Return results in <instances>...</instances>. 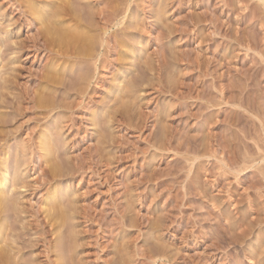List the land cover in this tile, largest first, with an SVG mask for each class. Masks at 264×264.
<instances>
[{"label": "rangeland", "instance_id": "rangeland-1", "mask_svg": "<svg viewBox=\"0 0 264 264\" xmlns=\"http://www.w3.org/2000/svg\"><path fill=\"white\" fill-rule=\"evenodd\" d=\"M131 1V18L135 20L139 18L144 20L145 18L147 30L144 35L135 33V35L137 34L136 36H142L143 45H141L142 43H139L141 46L138 43L136 44V41L135 43L131 42V44L135 45L133 50H131L134 51V48L135 50L137 48V51H141L143 54L133 60L135 65L131 69H129L130 67H125L129 72L128 74L120 72L121 66L117 62L115 63L116 68L111 65L108 70L106 67L100 69L102 76L97 75L94 80L96 81L99 78V83L96 85L99 88L93 84L94 86L90 88L91 91L89 90L85 97H83L84 95L77 97L74 91L62 87L63 89L61 88L55 93V95L57 94V97H54L55 100L59 96L56 102L54 98L52 99L54 102L53 108L40 109L37 108L38 106H34L35 103L32 100L29 99L30 101H27L23 98V106L21 105V110L18 109L16 114L13 110L10 111L11 108L9 107L10 113L7 107L2 108V111L0 110V112L4 111L1 114L8 117L6 119L3 115L5 121L2 118L3 122L1 124H4H2L3 127L0 124L1 133L6 132L3 135L12 133L7 137L9 139L6 146L7 152L11 153L9 156H11L12 160L8 159L4 171L9 168L10 172L14 174V170L17 171L18 169V167L17 169L13 167L14 159L17 160L19 159L17 157H24V155L28 157L30 153L34 152L27 158L29 160L28 166L26 162H23L25 157L20 158L23 162L21 164H24L21 167L22 169L20 168V172H23V177L27 179L22 177L25 182L23 186L27 185L25 186L27 190L25 188L21 189L22 192L19 190L20 187L18 190L15 189V192L22 194L19 196L20 201L18 203L21 209L22 207L23 210L25 208L24 213H22L27 214L25 216L21 213L22 221L18 219L17 223V227L21 228H19L18 233L25 237L20 240L22 245L18 244V246L20 245L19 248L23 247V255L19 254L18 257L24 256V260H22L26 264L30 263L27 261L35 262L34 264H63L64 261L60 255L63 253L68 256L69 252V256L66 257L69 264L75 263V260L79 264H264V186L262 187L264 185L262 176V172L264 174V161L259 158L261 157L260 154H262V157L264 154L261 151L259 152L258 148L260 146L262 147L261 150L264 149V134L260 131L261 126H259L261 123L259 119L264 120V112H260L264 109V105H261V103H264V99H260L264 98V56L262 55L264 54V35H261L264 28L257 24L251 27L250 20L246 19V21L244 19L245 14L250 12V10L245 9L246 5H249L247 0H227L230 2L232 9L223 5L224 0ZM134 1L138 2L135 3ZM0 2H2V4L0 3L1 14L6 15L4 18L7 20L20 18L19 13L9 10V0H0ZM254 3L257 4L258 2L254 1ZM258 5L257 7L260 8V4ZM142 6H144L143 9ZM161 7L165 9L163 8L162 10ZM136 16L137 18H135ZM159 17L161 19H158ZM6 19L1 22V27L3 26L5 30H7L6 26L8 25ZM157 19L158 21L161 20V22H156ZM17 26L10 27L8 30H14ZM258 29L261 30L258 32ZM36 32L37 28L35 29L33 26L30 27L22 23V26L20 25L14 31L13 39H10V41H24L25 43L28 41L27 46H32L29 39ZM227 35L229 36L227 37ZM7 37L8 35H6V39H8ZM249 38L257 48L253 46L254 48L248 51L246 46L248 44L247 41L250 40ZM240 39L242 42L238 43L237 41ZM243 40L246 42L244 43ZM4 41H6L5 38ZM5 43H9V41ZM162 46L165 50H163ZM125 50H119L118 54L116 52L117 55L114 52L113 55L118 57L119 53ZM132 51L125 52L131 54ZM17 53L19 54L15 53L17 58L14 56L12 60V56H7L6 59L4 58L3 64L0 63V68L1 65L3 67L0 69H3L2 71H4V66L6 65L4 63L5 60L6 63L8 61L13 63L6 70L15 67L21 71V74L20 71L19 74L22 77L18 80V89L15 92L21 94L25 90L24 93H26V88H29L27 89L28 92L33 91L35 93L36 89H41L42 86L44 88V84L35 80L37 79L35 76L41 69H44V64L46 67L44 53L39 52L31 57L25 51L20 53L18 51ZM164 54H168L167 56L170 58L168 59ZM117 57L113 58L117 59ZM113 58L111 60H114ZM144 58H147V60ZM160 60L162 62V72H157ZM67 62H65V66H68L67 69L72 64L74 68L76 67L72 71L84 67V65L80 64V66L75 61V64L72 63L71 59ZM224 63L226 64L225 66ZM126 64H128V60ZM168 65L171 66L169 67ZM120 73L123 76H120ZM130 75L131 77L128 78ZM122 77H124V84L126 83L125 87H128V82H130L129 85L132 82L136 86L135 96L133 95L132 99L125 97V92L124 94L122 93V97L126 98L122 99L124 102L121 99L119 101V95L117 96L114 93L116 91L115 87L119 85ZM141 78L145 79L142 80ZM222 83H225V88ZM20 85L26 86L20 87ZM45 87L47 89L46 85ZM125 89L123 91H126ZM248 89L250 91L254 89L252 90L253 94L251 92L252 95ZM58 93L61 95H58ZM203 93L204 96H202ZM246 93L250 94L246 95L247 98L245 96ZM12 97L14 96L12 95ZM71 98L75 101L72 102ZM224 98H227L225 100L229 101V104H225ZM62 99H65V103L64 101L62 102ZM127 99L133 101H128ZM76 100L78 101L77 105L75 103ZM119 102L120 105L118 104ZM67 103H70L68 107ZM234 103L247 104V106L238 107ZM61 104H66V107L60 108L59 111L57 108ZM123 104L130 105L128 107L130 109L126 110L127 112L125 111L126 106L122 107ZM115 105L118 106L116 107ZM259 105L261 106L259 107ZM28 108L30 109L29 111L27 110ZM73 108L74 110H72ZM248 108H251L252 111ZM63 109L65 113H62L64 112ZM68 112L69 114H67ZM20 115L23 116L21 117ZM36 117H39L40 120ZM257 117L259 118L258 121ZM159 119L163 121L161 122ZM58 125L60 128L57 127ZM163 131L164 133H162ZM41 132L48 133L49 138L42 142L43 144L41 143L39 147L46 144L47 141L48 143L50 142L49 144L54 147V153L53 150L50 151L53 155L49 152L51 158L47 157L44 159V151L38 148L37 138L42 134ZM60 133L64 140L60 139ZM57 134L60 137L56 138L57 136L55 135ZM253 134H255L256 138ZM226 135L227 137H225ZM11 136H14V139ZM102 136L106 139L104 138L103 140ZM16 138L20 140V143L16 141ZM21 139L24 143H29L31 147L33 146L31 152L28 151L26 154L24 151H22L24 153L21 152V149L25 146L23 145L24 143H21ZM223 141L231 144L233 150L237 147L235 155L237 153L239 155L237 154L235 159L236 161L239 159L236 165L229 163L230 167L228 165L226 168L223 165L224 163L227 165V161L222 162L226 160L227 156L225 157V155L221 154V146L218 143ZM246 146H249L248 149L250 151L245 148ZM18 148H21V154L17 153L19 152ZM212 149L217 151L216 155L218 154V156L215 158L212 157L214 153ZM245 152H250L249 154L251 155L254 154L255 158L258 157L257 163L255 162L253 166L251 165V168L236 176V170H233L235 169L233 165L237 167L239 164L242 166L241 168L250 166L248 163L247 166L244 163L241 164L244 162L242 159L245 158ZM40 156L42 157L40 158L41 163L38 162V157ZM57 156L60 158H57ZM0 158H2L1 154ZM53 159L54 161L60 159V161L51 162ZM53 165L57 169L55 173L60 171L58 172L59 174H55V176L60 175L56 176V178L54 177L55 181L52 178L54 175L51 176L52 170H54ZM58 177L60 178L58 179ZM47 178H51L54 181L53 184L51 182L52 186L51 184H49V187L48 185L42 186L44 181H51V179L48 180ZM42 179L43 181H41ZM58 191H64L60 192V194L67 193V195L65 194V199L64 197L61 198L64 201L61 199L57 201L58 204H60L59 202L63 203L61 206L67 207L68 204H65L66 202L77 200L76 204L74 202L76 206H74L73 215H71L72 212L69 213L70 216L67 213V216L70 217L69 220H72L70 221L71 224L68 222L69 224L66 225H70L72 228L65 226L67 229H62L63 231H60L61 235L59 230H56L57 227L55 225H53L56 227L55 231L52 225H48V219H45V211L42 212L45 208L44 206L48 207L47 205L54 203H51L49 198L58 195ZM66 196L69 198H66ZM23 199H25L27 204L24 203ZM49 201L50 203L48 204ZM70 204L68 205L70 207L67 208L72 210L73 207ZM221 213L223 214L221 215ZM31 216L35 217V219ZM15 217L14 215L11 216L9 224L13 221L16 222V219L14 220ZM28 218L32 220H28ZM37 219H39L38 222L40 224L37 223ZM19 222L21 225L24 223L23 226L27 227V229H22ZM242 222L244 223L242 224ZM26 223H32L33 226L37 225L40 228L35 229ZM35 223L37 224L35 225ZM15 224L12 227L17 228ZM44 228L47 230H45L46 232ZM71 229L74 230L72 234ZM39 231L40 234L37 233ZM56 231L59 234L53 233ZM64 231L67 234H64ZM46 233L49 234L47 235ZM57 235L63 237V240L60 237L57 238ZM70 236H73L72 239ZM69 240L72 241V244ZM43 242L47 243L44 244ZM33 244L35 249L32 248ZM74 246L77 247L76 250ZM24 247L28 249L26 250ZM68 247L74 248L73 251L76 252L74 254L78 255L79 253L78 256H74L75 260L72 259L73 262L71 261V253L73 254V251ZM63 250L65 253L61 252ZM253 251L254 253H250Z\"/></svg>", "mask_w": 264, "mask_h": 264}, {"label": "bare ground", "instance_id": "bare-ground-1", "mask_svg": "<svg viewBox=\"0 0 264 264\" xmlns=\"http://www.w3.org/2000/svg\"><path fill=\"white\" fill-rule=\"evenodd\" d=\"M8 1V0H7ZM144 1V0H143ZM243 1V0H242ZM254 1L256 2H258L257 4L256 3H254ZM3 2V1H2ZM2 2H0L1 4H2ZM135 2V1H134ZM138 2V1H137ZM137 2H135V3H137ZM164 2V1H163ZM222 2V1H221ZM245 2V1H244ZM247 2L249 3V5L247 6L246 5V10H250V12L249 13H247V14H245V16H244V19L246 20V19H249L250 20V23H251V27H252V25H259V26H261V27H263L264 28V0H247ZM252 2V3H251ZM4 3V2H3ZM8 3H10V7H9V10L10 11H13L14 13L15 12H17V14L20 16V18H14V19H6V18H4V17H6V15H3V14H1V10H0V63H2L3 64V61H4V58L6 59L7 58V56H12L13 58H12V60L14 59V56H15V53L16 54H18L17 52L19 51V53L20 52H26L27 54H28V56L30 55V57L31 56H34V54L35 55H37L39 52H43L44 53V58H45V60H46V67H45V64H44V69H41L40 70V72L35 76V78L37 77V79H35L37 82H40L41 84H44V88H43V86H42V88L40 89L39 87H37V88H39V89H36V92L34 93L33 91H31V92H28L27 91V89H29V88H26V93H24L25 92V90H24V92L23 93H21V94H18L17 92H15L18 88H17V86H18V80L20 79V77H22L20 74H21V71L19 70V68H9V69H7L6 70V68H8L9 66H11V64H13L12 63V61H8L7 63H6V60H5V66H4V71H2V70H0V110L2 109V108H5V107H7V110H8V112H9V109H8V107L9 108H11L10 109V111L11 110H13L14 112H15V114H16V112H17V110L18 109H20V107H21V105L23 106V104H22V100H23V98H25V100H32L35 104H34V106L35 107H37V108H40V109H50V108H53V106H54V102H53V98L57 95H55V93H56V91H59V89H61L62 87L63 88H66L67 90H72V91H74L76 94H77V97H80V96H82V95H84L83 97H85V95H87V93L89 92V90H90V88L91 87H93L94 85L93 84H95V86L99 83V78H97V80L96 81H94L95 80V78H96V76L97 75H101L102 76V72L100 73V69H104L105 67L107 68V70L110 68V66L112 65V66H115L116 64L115 63H117V64H119V66H121V68H120V72H122V74H128L129 72L125 69V67H130L129 69H131L134 65H135V63H133V60H135L136 59V57H138L140 54H143L141 51H137V48H136V50H135V48H134V51H132L133 50V47L135 46V45H133V44H131V42H134L135 43V41H136V44L138 43H142L141 45H143V40H141V37L142 36H139V35H144V33H145V31L147 30V23H146V20H145V18H144V20L143 19H141V18H139V19H137V20H135L134 18L132 19L131 18V4H132V1L131 0H9V2ZM160 3V2H159ZM240 3V2H239ZM242 3V2H241ZM254 3V4H253ZM164 4V3H163ZM234 4V3H233ZM246 4V3H245ZM258 4H260V8H258L257 6H259ZM167 5V4H166ZM226 8L228 7L229 9H232L231 8V4H230V2L229 1H227L226 0V2H225V0H224V4H223ZM3 6V5H2ZM1 6V7H2ZM7 6V5H6ZM137 6V5H136ZM234 6V5H233ZM262 6V7H261ZM143 7L144 6H142V9H143ZM160 7V6H159ZM165 7V6H164ZM163 7V8H164ZM163 8L161 7V9L163 10ZM4 9H6V8H4ZM137 9V8H136ZM139 9V8H138ZM160 9V8H159ZM158 9V10H159ZM165 9V8H164ZM2 10H3V8H2ZM140 10V9H139ZM245 10V11H246ZM6 11V10H5ZM160 11V10H159ZM230 11H232V10H230ZM3 12H4V10H3ZM12 12V13H13ZM158 12V11H157ZM7 13V12H6ZM5 13V14H6ZM11 13V14H12ZM139 13V12H138ZM131 15V16H130ZM148 15V14H147ZM157 15V14H156ZM9 16V15H8ZM159 16V15H158ZM158 16H156V17H158ZM140 17V16H139ZM155 17V16H154ZM11 18V17H10ZM135 18H137V16L135 17ZM7 20L8 21V25L7 24H5V25H7L6 27H7V30H5L4 28H3V26L1 27V22H3L4 20ZM158 19H161L160 17L158 18ZM158 19H157V21L156 22H161V20L160 21H158ZM247 21V20H246ZM148 22V21H147ZM163 22V21H162ZM5 23V22H4ZM22 23L25 25H28V26H30V27H35V29L37 28V32H36V34H34V36L33 37H31L29 40V42H31V45L32 46H27V42L25 43L24 41L23 42H11L10 41V39L12 40L13 39V34H14V31L17 29V28H19L20 27V25L22 26ZM249 23V24H250ZM213 24V23H212ZM16 25H18L17 26V28L16 29H14V30H8L10 27H13V26H16ZM160 25V24H159ZM254 25V26H255ZM163 26V25H162ZM214 26H215V24H214ZM5 27V28H6ZM155 27V26H154ZM216 27V26H215ZM160 28V27H159ZM158 28V29H159ZM162 28V27H161ZM255 28V27H254ZM262 28V29H263ZM163 29V28H162ZM165 29V28H164ZM252 29V28H251ZM20 30V29H19ZM151 30V29H150ZM161 30V29H160ZM253 30V29H252ZM259 30H261V29H258V32H259ZM155 31V30H154ZM21 32V31H20ZM19 32V33H20ZM163 32H164V30H163ZM224 32V31H223ZM261 32V31H260ZM135 33H138L139 35L138 36H136L135 35ZM160 33H159V31H158V35H159ZM164 34V33H163ZM223 34V33H222ZM228 34V33H227ZM264 35V31H262V33H261V35ZM6 35H8V39H6ZM15 35H16V33H15ZM166 35V34H165ZM165 35H163V36H165ZM223 35H225V34H223ZM19 36V35H18ZM30 36V35H29ZM157 36V35H156ZM229 35H227V37H228ZM250 36V35H249ZM137 37V38H136ZM222 37V36H221ZM224 37H226V36H224ZM4 38H5V40L6 41H4ZM18 38V37H17ZM21 38V37H20ZM29 38V37H28ZM160 38V37H159ZM251 38V37H250ZM249 38V39H250ZM263 38H264V36H263ZM161 39V38H160ZM159 39V40H160ZM226 40H227V38H225ZM239 39V38H238ZM237 39V40H238ZM245 39V38H244ZM9 41V43H5V42H8ZM20 40V39H19ZM22 40V39H21ZM236 40V39H235ZM17 41V40H16ZM145 41V40H144ZM254 41V40H253ZM146 42V41H145ZM238 43L239 42H242V40L240 39L239 41H237ZM243 42L245 43L246 41L245 40H243ZM255 42V41H254ZM258 42H260V41H258ZM148 43V42H147ZM226 43V42H225ZM248 43V44H247ZM247 46L246 47H248V51H249V49L251 50V48H254V47H256V45H254L253 44V42L251 41V39L249 40V41H247ZM257 43V42H256ZM145 44V43H144ZM245 44V45H246ZM260 44V43H259ZM29 45H30V43H29ZM140 45V44H139ZM140 45V46H141ZM241 45H243V44H241ZM161 46V45H160ZM254 46V47H253ZM261 46V45H260ZM144 47H147V46H144ZM163 47V46H162ZM245 47V48H246ZM264 47V46H263ZM262 47V48H263ZM4 48V49H3ZM141 48V47H140ZM161 48V47H160ZM164 48V47H163ZM163 48H161V49H163ZM257 48V47H256ZM255 48V49H256ZM124 50V49H126L125 51H132L131 52V54H129L128 52H125V51H123V52H120L119 53V55H118V57L116 56L117 54H118V51L119 50ZM132 49V50H131ZM247 49V48H246ZM255 49H254V51H255ZM163 50H165V48L163 49ZM253 50V49H252ZM143 51V50H142ZM162 51V50H161ZM160 51V52H161ZM226 51V50H225ZM225 51H224V53H225ZM260 51H262V50H260ZM115 52V53H114ZM116 52H117V54H116ZM159 52V53H160ZM163 52H165V51H163ZM163 52H162V54H163ZM264 52V51H263ZM262 52V53H263ZM113 53L114 54H116V55H113ZM156 54V53H155ZM161 54V53H160ZM259 54V53H258ZM19 55V54H18ZM164 55H166V54H164ZM163 55V56H164ZM168 55V54H167ZM166 55V56H167ZM224 55V54H223ZM225 55H227V54H225ZM263 56H264V54H262ZM27 56V57H28ZM142 56V55H141ZM140 56V57H141ZM165 56V57H166ZM172 56H173V54H172ZM222 56V55H221ZM262 56V57H263ZM16 57V56H15ZM113 57H117V59H114ZM143 57V56H142ZM174 57V56H173ZM172 57V58H173ZM17 58V57H16ZM111 58H113L114 60H111ZM164 58V57H163ZM167 58H168V56H167ZM170 58V57H169ZM168 58V59H169ZM223 58V57H222ZM226 58V57H225ZM228 58V57H227ZM22 59V58H21ZM20 59V60H21ZM71 59V62H72V60H73V62L72 63H74V61L76 62V63H78L79 65L80 64H82V65H84V67L83 68H81V69H77L76 71L74 70V71H72V69H75L71 64V68L69 67L68 69H67V67L68 66H65V62H67V61H69ZM145 59V58H144ZM161 59V58H160ZM167 59V60H168ZM175 59V58H174ZM173 59V60H174ZM8 60H10V59H8ZM116 60V61H115ZM127 60H128V64H126L125 65V63L127 62ZM145 60H147V58L145 59ZM151 60V59H150ZM157 60V59H156ZM16 61V60H15ZM164 61H165V59L163 60V63H164ZM225 61V60H224ZM21 62H23V61H21ZM49 62V63H48ZM62 62V63H61ZM143 62V61H142ZM145 62V61H144ZM143 62V63H144ZM48 63V64H47ZM68 63V62H67ZM66 63V64H67ZM146 63V62H145ZM154 63V62H153ZM153 63H151V64H153ZM172 63V62H171ZM176 63V62H175ZM209 63V62H208ZM227 63V62H226ZM18 64V63H17ZM75 64V63H74ZM106 64V65H105ZM151 64H150V66H151ZM156 64V63H155ZM165 64H166V62H165ZM169 64V63H168ZM128 65V66H127ZM130 65V66H129ZM145 65V64H144ZM143 65V66H144ZM175 65V64H174ZM210 65V64H209ZM222 66H223V64H221ZM226 64L224 63V66H225ZM13 66V65H12ZM14 66H16L15 64H14ZM81 66V65H80ZM119 66H117V67H119ZM158 66V65H157ZM156 66V67H157ZM163 66H164V64H163ZM169 67L171 66V65H168ZM173 66V65H172ZM24 67V66H23ZM22 67V68H23ZM27 67V66H26ZM78 67V66H77ZM124 67V68H123ZM147 67V66H146ZM155 67V68H156ZM1 68H3L2 67V65H1ZM0 68V69H1ZM50 68V69H49ZM115 68H116V66H115ZM145 68V67H144ZM147 68H149V67H147ZM151 68V67H150ZM168 68V67H167ZM176 68V67H175ZM263 68V67H262ZM21 69V68H20ZM29 69H30V67H29ZM71 69V70H70ZM124 69V70H123ZM157 69H159V70H157V72L159 71V72H162V62H161V60H160V64H159V66L157 67ZM261 69V68H260ZM6 70V71H5ZM26 70V69H25ZM24 70V71H25ZM28 70V69H27ZM38 70V69H37ZM36 70V71H37ZM106 70V69H105ZM117 70H118V68H117ZM146 70V69H145ZM150 70V69H149ZM153 70V69H152ZM156 70V69H155ZM154 70V71H155ZM161 70V71H160ZM168 70V69H167ZM169 70H170V68H169ZM172 70V69H171ZM2 71V72H1ZM19 71H20V74H19ZM23 71V70H22ZM35 71V70H34ZM116 71V70H115ZM124 71H126V72H124ZM129 71H131V70H129ZM148 71V70H147ZM174 72H175V70H173ZM172 71V72H173ZM4 72V73H3ZM32 72H33V70H32ZM117 72V71H116ZM118 72H119V70H118ZM146 72V71H145ZM156 72V71H155ZM164 72V71H163ZM263 72H264V69H263ZM3 73V74H2ZM24 73V72H23ZM29 73H31V72H29ZM104 73V72H103ZM148 73V72H147ZM32 74V73H31ZM146 74V73H145ZM145 74H144V76H145ZM158 74V73H157ZM20 75V76H19ZM24 75H26V74H24ZM28 75V74H27ZM33 75H34V73H33ZM119 75V74H118ZM141 75V74H140ZM221 75H223V74H221ZM28 76H30V75H28ZM120 76H123V75H121V73H120ZM125 76V75H124ZM128 76V75H127ZM157 76V75H156ZM99 77V76H98ZM131 77V75L128 77V78H130ZM140 77V76H139ZM23 78H24V76H23ZM31 78H32V76H31ZM126 78V77H125ZM222 78V77H221ZM30 79V78H29ZM101 79V78H100ZM123 79H124V77H122L121 78V81L119 82V85L118 86H116L115 88H116V91L114 92V93H116L115 95H119V101H120V99L122 100L123 98H125V97H129V98H133V95L135 96V92H136V86H135V84H132V82H131V84L129 85V83L130 82H128V87H125V85H126V83L124 84V82H123ZM140 79V78H139ZM142 80H144L143 78H141ZM27 80V79H26ZM104 80V79H103ZM127 80V79H126ZM136 80H137V78H136ZM225 80V79H224ZM243 80H245V79H243ZM247 80H249V79H247ZM23 81V80H22ZM93 81H94V83H93ZM119 81V80H118ZM129 81V80H128ZM147 81V80H146ZM149 81H151V80H149ZM29 82V81H28ZM27 82V83H28ZM126 82V81H125ZM133 82L135 83V81H134V79H133ZM139 82V81H138ZM142 82V81H141ZM158 82H161V81H158ZM25 83V82H24ZM39 83V84H40ZM137 83V82H136ZM246 83V82H245ZM245 83H244V85H245ZM23 84V83H22ZM40 84V85H41ZM159 84H161V83H159ZM173 84V83H172ZM225 84V83H224ZM223 83H222V85H224ZM36 85V84H35ZM45 85L47 86V89H46V87H45ZM158 85V84H157ZM162 85V84H161ZM164 85V84H163ZM221 85V86H222ZM257 85V84H256ZM22 85H20V87H21ZM26 86V85H25ZM25 86H22V87H25ZM28 86H29V84H28ZM140 86V85H139ZM138 86V87H139ZM186 86V85H185ZM225 86L226 85H224V88H225ZM249 86V85H248ZM253 86V85H252ZM252 86H251V88H252ZM96 87H98V86H96ZM166 87V86H165ZM167 87H169V86H167ZM171 87H172V85H171ZM191 87V86H190ZM36 88V87H35ZM62 88V89H63ZM99 88V87H98ZM120 88H121V90H120ZM125 88H127V89H125ZM159 88H160V86H159ZM248 88V87H247ZM23 89V88H22ZM93 89V88H92ZM95 89V88H94ZM97 89V88H96ZM126 90V91H123V90ZM162 89V88H161ZM186 89V88H185ZM204 89V88H203ZM242 89V88H241ZM240 89V90H241ZM187 90V89H186ZM198 90V89H197ZM220 90V89H219ZM222 90V89H221ZM220 90V91H221ZM225 90V89H224ZM227 90V89H226ZM244 90H245V88H244ZM252 90H254V89H252ZM250 91L249 89H248V91H250V94H251V92H252V94H253V91ZM35 91V90H34ZM71 91V92H72ZM91 91V90H90ZM93 91V90H92ZM158 91V90H157ZM209 91V90H208ZM223 91V90H222ZM247 91V92H248ZM17 93V94H15V93ZM95 92V91H94ZM93 92V93H94ZM110 92V91H109ZM124 92H125V94H124ZM128 93V96H127V93ZM184 92V91H183ZM186 92V91H185ZM202 92V91H201ZM203 92H204V90H203ZM228 92H229V90H228ZM243 92V91H242ZM241 92V93H242ZM246 92V91H245ZM67 93V92H66ZM96 93V92H95ZM98 93V92H97ZM124 94V96L125 97H122V95ZM188 93V92H187ZM190 93V92H189ZM193 93V92H192ZM235 93V92H234ZM240 93V92H239ZM64 94V93H63ZM62 94V95H63ZM69 94V93H68ZM76 94H74L75 96H76ZM111 94V93H110ZM202 94V93H201ZM206 94V93H205ZM209 94V93H208ZM224 94V93H223ZM226 94V93H225ZM231 94V93H230ZM244 94V93H243ZM247 94H249V93H246L245 94V96L247 95ZM249 94V95H250ZM251 94V95H252ZM12 95L14 96V97H12ZM58 95H61V94H59L58 93ZM112 95H113V93H112ZM114 95V96H115ZM178 95H180V94H178ZM182 95V94H181ZM194 95V94H193ZM229 95V94H228ZM248 95V96H249ZM53 96V97H52ZM64 96H65V94H64ZM67 96V95H66ZM70 96V95H69ZM192 96V95H191ZM196 96V95H195ZM198 96V95H197ZM202 96H204V93H203V95ZM225 96V95H224ZM223 96V97H224ZM232 96V95H231ZM11 97V98H10ZM57 97V96H56ZM112 97V96H111ZM140 97V96H139ZM181 97V96H180ZM193 97V96H192ZM191 97V98H192ZM233 97H235V96H233ZM243 97V96H242ZM263 97V96H262ZM51 98V99H50ZM58 98H59V96H58ZM58 98H56V100L58 99ZM66 98H69V97H66ZM196 98V97H195ZM199 98V97H198ZM206 98H207V96H206ZM211 98H213V97H211ZM230 98V97H229ZM237 98H238V94H237ZM246 98H247V96H246ZM251 98V97H250ZM79 99V98H78ZM85 99V98H84ZM126 99V98H125ZM131 99H127L128 101L129 100H131ZM213 99H215V98H213ZM219 99V98H218ZM221 99V98H220ZM225 99H227V98H224V100ZM235 99V98H234ZM260 99H264V98H260ZM259 99V100H260ZM29 100V101H30ZM54 100H55V98H54ZM56 100H55V102H56ZM60 100V99H59ZM65 100V99H64ZM63 99H62V102L64 101ZM69 100V99H68ZM71 100H72V98H71ZM136 100V99H135ZM211 100V99H210ZM239 100V99H238ZM250 100V99H249ZM10 101V102H9ZM73 101H75V100H72V102ZM123 101V100H122ZM121 101V102H122ZM131 101H133V100H131ZM221 101V100H220ZM226 101V100H225ZM224 101V102H225ZM264 101V100H263ZM262 101V102H263ZM26 102V101H25ZM32 102V103H33ZM61 102V103H62ZM67 102H69V101H67ZM77 100H76V105H77ZM118 102V101H117ZM116 102V103H117ZM124 102V101H123ZM233 102V101H232ZM242 102V101H241ZM246 102V101H245ZM244 102V103H245ZM64 103H65V101H64ZM70 103H71V101H70ZM70 103H67L68 105H67V107L70 105ZM115 103V104H116ZM131 103V102H130ZM129 103V104H130ZM133 103V102H132ZM209 103V102H208ZM261 103V102H260ZM58 104H60V103H58ZM119 105H120V102L118 103ZM128 104V105H129ZM207 104V103H206ZM213 104V103H212ZM219 104V103H218ZM225 104H229V101L227 102H225ZM235 104V103H234ZM249 104V103H248ZM264 105V103H261V105ZM81 105V104H80ZM235 105H237L238 107H242L243 105H246L247 106V104H240V103H236ZM261 105H259V107L261 106ZM78 106H79V104H78ZM116 106V105H115ZM118 106V105H117ZM116 106V107H117ZM123 106H126V109H125V111L126 110H128V109H130V108H128L129 106H127V105H122V107ZM136 106V105H135ZM208 106V105H207ZM210 106V105H209ZM213 106H214V104H213ZM216 106V105H215ZM256 106H257V104H256ZM66 107V104L64 105V104H61V105H58V108L57 109H59V111H60V108H65ZM74 107V106H73ZM115 107V108H116ZM211 107V106H210ZM250 107V106H249ZM31 108V107H30ZM56 108V107H55ZM72 108V107H71ZM109 108V107H108ZM120 108V107H119ZM124 108V107H123ZM205 108V107H204ZM208 108V107H207ZM206 108V109H207ZM244 108H246V107H244ZM40 109H38V110H40ZM56 109V110H57ZM67 109V108H66ZM206 109H204V110H206ZM210 109V108H209ZM209 109H208V111H209ZM247 109V108H246ZM249 109V108H248ZM21 110V109H20ZM28 111L30 110L29 108L27 109ZM64 110V109H63ZM63 110H61V111H63ZM68 110V109H67ZM72 110H74V108L72 109ZM249 110H251V108L249 109ZM248 110V111H249ZM260 110V109H259ZM262 110V109H261ZM2 111V110H1ZM33 111H34V109H33ZM33 111H32V113H33ZM37 111V110H36ZM51 111V110H50ZM53 111H55L54 109H53ZM116 111V110H115ZM131 111V110H130ZM252 111V110H251ZM4 112V111H3ZM3 112H0V124H1V122H3V121H5V115L4 114H1V113H3ZM5 112H6V110H5ZM23 112V111H22ZM24 112H26V111H24ZM71 112V111H70ZM122 112V111H121ZM127 112V111H126ZM255 112V111H254ZM260 112H264V109L262 110V111H260ZM7 113V112H6ZM10 113V112H9ZM44 113V112H43ZM46 113V112H45ZM49 113V112H48ZM51 113H52V111H51ZM62 113H65V110H64V112H62ZM115 113V112H114ZM124 113V112H123ZM20 114V113H19ZM23 114V113H22ZM39 114V113H38ZM61 114V113H60ZM60 114H59V116H60ZM67 114H69V112L67 113ZM94 114H96V113H94ZM94 114H93V116H94ZM112 114V113H111ZM116 114H117V112H116ZM235 114H236V112H235ZM239 114V113H238ZM237 114V115H238ZM5 117H4V116ZM37 115V114H36ZM40 115V114H39ZM38 115V116H39ZM61 115H63V114H61ZM66 115V114H65ZM114 115V114H113ZM118 115H119V113H118ZM258 115H260V114H258ZM263 115V114H262ZM7 116H9V115H7ZM16 116V115H15ZM21 116V115H20ZM23 116V115H22ZM21 116V117H22ZM45 116H47V115H45ZM44 116V117H45ZM110 116H112V115H110ZM110 116H109V118H110ZM4 117V118H3ZM66 117V116H65ZM260 117H261V115H260ZM2 118H3V121H2ZM8 117H6V119H7ZM36 118H38L39 119V117H36ZM40 118H42V117H40ZM60 118V117H59ZM68 118V117H67ZM94 118V117H93ZM116 118V117H115ZM160 118H162V117H160ZM264 118V117H263ZM13 119V118H12ZM11 119V120H12ZM37 119V120H38ZM105 119H107V118H105ZM117 119V118H116ZM258 117H257V121H258ZM8 120H10V119H8ZM36 120V121H37ZM40 120V119H39ZM64 119H63V117H62V121H63ZM68 120V119H67ZM108 120V119H107ZM259 120H261V123H260V125L259 126H261V130L260 131H262V133L264 134V120L263 119H259ZM13 121V120H12ZM101 121V120H100ZM103 121V120H102ZM109 121H111V119H109ZM115 121H117V120H115ZM159 121H161V119H159ZM163 121V120H162ZM161 121V122H162ZM233 121V120H232ZM256 121V120H255ZM58 122V121H57ZM56 122V123H57ZM60 122V121H59ZM67 122V121H66ZM160 122V123H161ZM100 123V122H99ZM108 123V122H107ZM208 123V122H207ZM257 123V122H256ZM255 123V124H256ZM2 124H4V123H2ZM2 124H1V126H2ZM9 124V123H8ZM7 124V125H8ZM14 124V123H13ZM63 124V123H62ZM96 124V123H95ZM106 124V123H105ZM254 124V125H255ZM56 125V124H55ZM60 125V124H59ZM59 125L57 126V127H59ZM64 125V124H63ZM5 126V125H4ZM205 126H207V125H205ZM208 126H209V124H208ZM233 126V125H232ZM258 126V127H259ZM3 127V126H2ZM7 127V126H6ZM6 127H5V129H6ZM20 127V126H19ZM18 127V128H19ZM61 127H62V125H61ZM10 128V127H9ZM8 128V129H9ZM15 128V127H14ZM60 128V127H59ZM58 128V129H59ZM64 128H65V126H64ZM4 129V128H3ZM20 129V128H19ZM57 129V128H56ZM66 129V128H65ZM258 129V128H257ZM256 129V130H257ZM17 130V129H16ZM46 130V129H45ZM64 130V129H63ZM242 130V129H241ZM14 132H15V130H13ZM2 132H3V130H2ZM11 132V131H10ZM9 132V133H10ZM21 132V131H20ZM46 132V131H45ZM59 132H61V131H59ZM259 132V131H258ZM258 132H256V133H258ZM0 133H1V131H0ZM4 134L6 133V132H3ZM3 133H1L0 134V154H1V157L2 158H0V264H26L23 260H24V256L22 257V256H19L18 257V255L19 254H22V251H23V247L22 248H19L20 247V245L18 246V244L20 243V240H21V238L22 237H24L23 235H20L21 233H18L19 231V228L17 227V223H18V219H20L21 220V217H20V214L23 212L24 213V211H25V208H24V210H23V207H22V209L20 208V206H19V196H21L22 194L21 193H17V191L15 192V189L16 190H18V188L20 187V189L19 190H23L24 188H25V186H27V185H25V186H23V183H25L23 180H22V177L24 176L23 175V172H20V168L21 167H23L22 165H24V164H21V163H23V162H26V165H27V163H29L28 161V159L27 158H29L30 157V155L32 154V153H34V152H32V153H30V155L27 157V155H26V157H25V155H24V157H25V161L23 160V162H22V158H24V157H17V158H19V159H14L15 160V162H13L14 163V165H13V167L14 168H16L17 169V167H18V169H17V171H15L14 170V174H12L11 172H10V169L9 168H7L5 171H4V169H5V167H6V164H7V162H8V159L9 160H12L11 159V156H9L11 153H9V152H7L8 150H7V144H8V139H7V137L8 136H10L9 134H7V135H3ZM8 133V132H7ZM15 133H17V132H15ZM33 133V132H32ZM42 134H40V136L37 138L38 139V148H39V150H42V151H44V159H46L47 157H50L49 156V152L50 151H52L53 150V148L54 147H52L49 143H48V141H47V143L46 144H44L43 146H41V147H39L40 146V144L42 143V142H44L46 139H48L49 138V134L48 133H44V132H41ZM58 133V132H57ZM162 133H164V131L162 132ZM261 133V134H262ZM18 134V133H17ZM65 134V133H64ZM244 134H246V133H244ZM259 134V133H258ZM53 135V134H52ZM59 134H57V135H55V136H57L56 138H58V137H60V136H58ZM60 135H61V133H60ZM166 135V134H165ZM255 134H253V136H254ZM50 136H51V134H50ZM172 136V135H171ZM223 136V135H222ZM258 136V135H257ZM261 136V135H260ZM12 137V136H11ZM14 137V136H13ZM12 137V138H13ZM18 137V136H17ZM31 137V136H30ZM63 136L61 135V137H60V139L62 140L63 138H62ZM103 137V136H102ZM225 137H227V135L225 136ZM246 137V136H245ZM250 137V136H249ZM248 137V138H249ZM255 137V136H254ZM12 138H10V139H12ZM104 138L105 137H103V140H104ZM173 138V137H172ZM217 138V137H216ZM256 138V137H255ZM264 138V137H263ZM14 139V138H13ZM20 139V138H19ZM54 139V138H53ZM106 139V138H105ZM221 139H222V137H221ZM224 139V138H223ZM229 139V138H228ZM28 140L30 141V139L28 138ZM33 140H35V139H33ZM64 140V139H63ZM102 140V141H103ZM160 140V139H159ZM216 140V139H215ZM253 140V139H252ZM251 140V141H252ZM16 141H19L18 143H20V140H17V138H16ZM21 141H22V139H21ZM28 141V142H29ZM51 141V140H50ZM169 141V140H168ZM218 141H219V139H218ZM225 141V140H224ZM218 142L219 144H220V146H221V154L222 155H225V157L227 156V158H226V160H223L222 162H224V161H227L226 163H227V165L224 163L223 165L225 166V168H226V166H228V167H230V164L232 163V164H235L236 165V162L238 161V159H237V161H236V156H237V154L235 155V150L237 149V145L235 146L236 147V149L235 150H233V147L231 146V144H229L228 142ZM254 141V140H253ZM99 142H101V141H99ZM107 142V141H106ZM217 142V141H216ZM243 142V141H242ZM241 142V143H242ZM14 143H15V141H14ZM21 143H24L23 141L21 142ZM103 143V142H102ZM162 143H163V141H162ZM162 143L160 142V144L162 145ZM168 143V142H167ZM231 143V142H230ZM240 143V144H241ZM16 144V143H15ZM27 144V145H26ZM43 144V143H42ZM104 144V143H103ZM106 144V143H105ZM171 144V143H170ZM235 144V143H234ZM21 145V144H20ZM23 145H25L24 147H23V149H21V152L22 151H24L25 152V154L26 153H28V151H32V147L29 145V143H24ZM36 145V144H35ZM37 145H36V148H37ZM15 146V145H14ZM55 146V145H54ZM58 146V145H57ZM99 146V145H98ZM155 146H157V145H155ZM160 146V145H159ZM163 146V145H162ZM239 146V145H238ZM241 146V145H240ZM257 146H259L258 144H257ZM13 147V146H12ZM104 147V146H103ZM168 147V146H167ZM218 147V146H217ZM242 147V146H241ZM244 147V146H243ZM249 147V146H248ZM248 147L246 146L245 148H247L248 149ZM15 148V147H14ZM16 148H17V145H16ZM56 148V147H55ZM100 148V147H99ZM99 148H96V149H99ZM170 148V147H169ZM209 148V147H208ZM240 148V147H239ZM259 148V152L261 151L263 154H264V149H262L261 150V148L262 147H258ZM19 149V148H18ZM20 149H19V152H17V153H20ZM56 149H58V150H60L59 148H56ZM214 149V148H213ZM212 149V150H213ZM219 149V150H220ZM242 149V148H241ZM12 150H14V149H12ZM38 150V149H37ZM211 150V151H212ZM244 150V149H243ZM249 150V149H248ZM247 150V151H248ZM61 151V150H60ZM99 151V150H98ZM103 151V150H102ZM207 151H208V149H207ZM206 151V152H207ZM211 151H209V152H211ZM250 151V150H249ZM16 152V151H15ZM24 152H22V153H24ZM37 152V151H36ZM40 152V151H39ZM56 152H58V151H56ZM213 155H212V157H216V156H218V154L216 155V153H217V151H214L213 150ZM9 153V154H8ZM13 153V152H12ZM17 153H16V155H17ZM52 155H53V153H54V150H53V153L52 152H50ZM61 153V152H60ZM62 153H63V151H62ZM66 153V152H65ZM64 153V154H65ZM220 153V152H219ZM240 153V152H239ZM250 152H245V154H244V157L245 158H243L242 160L244 161V162H242L241 164H243L244 163V165L246 164V166H247V163H248V165H250L249 167H244V168H241L242 166L241 165H239L238 164V166L237 167H235L234 165H233V167L235 168V169H233V170H236V176H238V175H240L241 173H243L244 171H246V170H248L249 168H251V165L253 166V164L258 160L257 158H255V156H254V154L253 155H251V154H249ZM14 154V153H13ZM12 154V155H13ZM21 154V153H20ZM56 154V153H55ZM58 154H59V152H58ZM220 154V155H221ZM240 154H242V153H240ZM15 155V154H14ZM13 155V156H14ZM63 155V154H62ZM67 155V154H66ZM204 155V154H203ZM221 155V156H222ZM239 155V154H238ZM261 155V157H259L262 161H264V156L262 157V154H260ZM34 156V155H33ZM36 156V155H35ZM15 157V158H16ZM52 157H55V156H52ZM65 157V156H64ZM68 157V156H67ZM211 157V156H210ZM224 157V156H223ZM223 157H222V159H223ZM13 158V157H12ZM21 158V159H20ZM34 158V157H33ZM40 158H42L41 156L40 157H38V159H39V161L38 162H40L41 163V161H40ZM51 158V157H50ZM56 158V157H55ZM57 158H60V157H58L57 156ZM96 158V157H95ZM241 158V157H240ZM32 159V158H31ZM62 159V158H61ZM65 159V158H64ZM196 159V158H195ZM195 159H194V161H195ZM216 159H218V158H216ZM57 160H59L60 161V159H56L55 161H54V159L53 160H51V162L52 161H54V162H57ZM192 160H193V158H192ZM191 160V161H192ZM197 160V159H196ZM66 161V160H65ZM240 161H241V159H240ZM62 162V161H61ZM193 162V161H192ZM34 163V162H33ZM230 163V164H229ZM257 163V162H256ZM12 165V164H11ZM26 165H25V167H26ZM243 165V166H244ZM28 166V165H27ZM54 166V165H53ZM52 166V167H53ZM55 166H56V164H55ZM55 166H54V170L56 169L55 168ZM10 167V166H9ZM57 167H58V165H57ZM81 167V166H80ZM59 168V167H58ZM222 168H224V167H222ZM22 169V168H21ZM60 169V168H59ZM52 170V169H51ZM54 170H52V174H51V176L52 175H54L52 178H56V176H60V175H56L55 176V174H59L58 172H60V171H58L57 173H55L56 171H57V169L54 171ZM78 170H79V167H78ZM54 171V172H53ZM77 171V170H76ZM62 172V171H61ZM54 173V174H53ZM78 173V172H77ZM76 173V174H77ZM25 174V173H24ZM47 174V173H46ZM49 174V175H50ZM61 174V173H60ZM45 175V174H44ZM48 176V175H47ZM50 176V177H51ZM61 176H62V178H63V175L61 174ZM74 176H75V174H74ZM262 176H263V180H264V174H263V172H262ZM13 177V178H12ZM23 178H25L26 179V177H23ZM55 178L53 179L54 181H55ZM60 177H58V179H59ZM11 179H12V182H11ZM48 179V178H47ZM49 179H51V178H49ZM48 179V180H49ZM27 180V179H26ZM215 180V179H214ZM219 180V179H218ZM263 180H261V181H263ZM41 181H43V179L41 180ZM54 181H52V179H51V181L49 180V181H44V183L42 184V186H46V185H48V187H49V184H51V182H52V184H53V182ZM36 182V181H35ZM39 182V181H38ZM56 183V182H55ZM217 183V182H216ZM27 184H28V182H27ZM52 184H51V186H52ZM218 184V183H217ZM30 185V184H29ZM34 185V184H33ZM36 185V184H35ZM39 185V184H38ZM192 185V184H191ZM31 186V185H30ZM50 186V187H51ZM190 186V185H189ZM264 185H262V187H263ZM22 187V188H21ZM39 187V186H38ZM8 188V189H7ZM28 189H29V187H28ZM31 189V188H30ZM41 189V188H40ZM55 189V188H54ZM21 190V191H22ZM25 190H27L26 188H25ZM24 190V191H25ZM36 190V189H35ZM19 192V191H18ZM23 192V191H22ZM26 192H28V191H26ZM25 192V193H26ZM59 192V191H58ZM60 192H64V191H60ZM60 192H59V194L58 195H56V196H52L51 198H49L50 199V201H51V203H53V204H49L50 203V201L48 202V204L50 205H47L48 207H46V206H44L43 208H44V210H42V212L43 211H45L44 212V214H46V218L45 217H43V218H45V219H48V222H49V224L48 225H55V226H53L54 227V231H55V228H56V230H59V233H60V235H61V230L62 229H67L65 226H68V225H66V224H71V220H69V216H70V212H72V214L71 215H73V211H75V207L74 206H76V205H74V202H75V204L77 203L76 201H74L73 199V201H68V203L66 202L65 204H70V203H72V204H70L72 207H73V209L71 210V208L69 209V208H67V207H70V206H68L67 205V207L66 206H61V204H63V203H61V202H59L60 204H58V202L57 201H60V199L61 198H63L64 197V199H65V194L67 195V193H61L60 194ZM14 193V194H13ZM18 195V197H17V195ZM70 195V194H69ZM72 196H73V194H72ZM72 196H70V197H72ZM50 197V196H49ZM25 198V197H24ZM66 198H69V197H67L66 196ZM73 198H76V197H73ZM71 199V198H70ZM77 199V198H76ZM21 200H22V198H21ZM24 201H25V199H23ZM61 200H63V199H61ZM64 201V200H63ZM56 202V203H55ZM70 202V203H69ZM24 203H26L27 204V202L25 201ZM79 203V202H78ZM45 204H47V203H45ZM235 204V203H234ZM44 205V204H43ZM42 205V206H43ZM30 206V205H29ZM78 206V205H77ZM62 207H63V209H62ZM66 207V208H65ZM65 208V209H64ZM77 208V207H76ZM27 209H29V208H27ZM69 209V210H68ZM80 210V209H79ZM61 211H62V213H61ZM77 211V210H76ZM83 211V210H82ZM86 211V210H85ZM28 212H30V211H28ZM12 213H15V214H12ZM19 213V214H18ZM22 213V214H23ZM25 213H27V212H25ZM38 213V212H37ZM67 213L69 214V216H67ZM83 213V212H82ZM14 215V216H16L15 218H14V220L16 221V222H11V223H13L12 224V226H14V223H16L15 225H16V227L17 228H15V227H12V226H10V224H9V221H11V216L12 215ZM30 214V213H29ZM34 214V213H33ZM36 214V213H35ZM78 214V213H77ZM80 215H81V213H79ZM223 213H221V215H222ZM11 215V216H10ZM23 215H25V214H23ZM22 215V216H23ZM27 215V214H26ZM25 215V216H26ZM40 215V214H39ZM225 215V214H224ZM224 215H223V217H224ZM33 216V215H32ZM31 216V217H32ZM35 216V215H34ZM75 217H76V215H74ZM217 216H218V214H217ZM29 217V216H28ZM36 217V216H35ZM35 217L33 218V219H35ZM78 217V216H77ZM86 217V216H85ZM219 217V216H218ZM24 218V217H23ZM73 218V217H72ZM83 218H84V214H83ZM26 219V218H25ZM31 219V218H30ZM29 218H28V220H30ZM40 219V218H39ZM39 219H37V223H39L40 224V222H38V220ZM19 220V221H20ZM32 220V219H31ZM89 220V219H88ZM239 220V219H238ZM241 220V219H240ZM243 220V219H242ZM22 221V220H21ZM24 221H26V220H24ZM41 221V220H40ZM74 221V220H73ZM75 221H77V220H75ZM47 222V221H46ZM69 222V223H68ZM21 223H23V222H21ZM33 223V222H32ZM32 223H26L27 225H30L31 227L33 226V224ZM37 223H35V225L37 224ZM73 223V222H72ZM75 223V222H74ZM77 223V222H76ZM238 223H239V221H238ZM244 222H242V224H243ZM19 224H20V222H19ZM24 224V223H23ZM23 224L21 225L22 226V229L23 228H25V229H27V227H25V226H23ZM43 224H44V222H43ZM26 225V226H27ZM47 225V224H46ZM45 225V226H46ZM72 225H74V224H72ZM79 225V224H78ZM29 226V227H30ZM39 226H41V225H39ZM70 226V225H69ZM68 226V227H69ZM75 226V225H74ZM30 227V228H31ZM41 227H43V226H41ZM78 227V226H77ZM241 227H246V226H241ZM8 228H10V229H8ZM29 228V229H30ZM33 228H35V229H39L40 227H38L37 225L36 226H33ZM70 228H72L71 226H70ZM74 228H76V226L74 227ZM227 228V227H226ZM21 229V228H20ZM24 229V230H25ZM28 229V230H29ZM31 230V229H30ZM41 230V229H40ZM46 229L44 228V231H45ZM241 230V229H240ZM27 231V230H26ZM43 231V230H42ZM47 231V230H46ZM45 231V232H46ZM63 231V230H62ZM68 232L70 231V230H67ZM72 231V232H71ZM71 234L72 233H74L73 231L74 230H72L71 229ZM21 232V231H20ZM29 232V231H28ZM36 232V231H35ZM242 232H243V230L241 231V234H242ZM245 232V231H244ZM3 233H4V235H3ZM10 233V234H9ZM37 233H39L40 234V231L39 232H37ZM54 234H56V233H58V231H56V232H53ZM52 233V234H53ZM58 233V234H59ZM23 234V233H22ZM30 234V233H29ZM45 234V233H44ZM47 234V233H46ZM49 234V233H48ZM47 234V235H48ZM64 234H67V233H65V231H64ZM78 235H79V233H77ZM43 235V234H42ZM60 235H57L58 237L57 238H59L60 237V239H62L63 240V237H61ZM77 235V236H78ZM7 236V237H6ZM29 236V235H28ZM40 236V235H39ZM64 236V235H63ZM75 236V235H74ZM44 237V236H43ZM65 237H67V236H65ZM71 237V236H70ZM73 237V236H72ZM72 237H71V239H72ZM25 238V237H24ZM29 238V237H28ZM44 238H46V237H44ZM69 238V237H68ZM78 238V237H77ZM36 239H38V238H36ZM27 240V239H26ZM35 240V239H34ZM42 240V239H41ZM44 240V239H43ZM75 240V239H74ZM25 241V240H24ZM33 241V240H32ZM49 241V240H48ZM69 241H71V240H69ZM27 242V241H26ZM50 242V241H49ZM77 242V241H76ZM75 242V243H76ZM262 242V241H261ZM23 243H25V242H23ZM28 243V242H27ZM30 243H31V241H30ZM38 243V242H37ZM44 243V242H43ZM47 243V242H46ZM46 243H44V244H46ZM78 243V242H77ZM256 243V242H255ZM260 243V242H259ZM21 244V243H20ZM41 244V243H40ZM71 244H72V241H71ZM264 244V243H263ZM262 244V245H263ZM22 245V244H21ZM31 245V244H30ZM38 245H39V243H38ZM43 245V244H42ZM62 245H64V244H62ZM61 245V246H62ZM78 245V244H77ZM260 245V244H259ZM261 245V246H262ZM26 246V245H25ZM33 246H35L34 244L32 245V248H34ZM53 246V245H52ZM67 246H69V245H67ZM73 246V245H72ZM76 246V245H75ZM74 246V247H75ZM29 247V246H28ZM62 247H66V246H62ZM251 247V246H250ZM257 247V246H256ZM263 247V246H262ZM262 247H260L261 249H262ZM26 247H24V249H25ZM47 248V247H46ZM68 248H70V247H68ZM76 248L77 247H75V250H76ZM28 248H26V250H27ZM35 249V248H34ZM64 249V248H63ZM70 249H72V248H70ZM254 249H255V247H254ZM257 249V248H256ZM264 249V248H263ZM26 250H25V252H26ZM67 250V249H66ZM74 250V248L72 249V251ZM258 250H259V246H258ZM29 251V250H28ZM32 251V250H31ZM48 251V250H47ZM51 252V251H50ZM61 252H64V250L63 251H61ZM67 252H68V250H67ZM258 252V251H257ZM65 253V252H64ZM70 253V252H69ZM69 253L67 254L68 256H69ZM74 253H76V252H74L73 251V254L71 253V261H72V259H74V256L75 255H77V254H74ZM250 253H254V251L253 252H250ZM249 253V254H250ZM63 254V253H62ZM60 255V256H62V260L64 261V263L63 264H66V262H67V259H66V257H68V256H66V254H63V255ZM23 255V254H22ZM78 255H79V253H78ZM77 255V256H78ZM252 255V254H251ZM29 257H30V255H28ZM34 256V255H33ZM32 256V257H33ZM51 256V255H50ZM76 256V257H77ZM48 257V256H47ZM26 258V257H25ZM70 258V257H69ZM68 258V259H69ZM23 259V260H22ZM28 259V258H27ZM27 259H25V260H27ZM30 259V258H29ZM36 259V258H35ZM38 259V258H37ZM48 259V258H47ZM78 259V258H77ZM75 260V259H74ZM54 261V260H53ZM66 261V262H65ZM81 261V260H80ZM79 261V262H80ZM22 262H24V263H22ZM27 262H30L31 264H34L32 261H27ZM38 262H39V260H38ZM37 262V263H38ZM73 262V261H72ZM75 263H72V264H77L78 262H76V260L74 261ZM264 262V261H263ZM30 263H28V264H30ZM58 264V263H57ZM61 264V263H60ZM67 264H69L68 262H67ZM79 264V263H78Z\"/></svg>", "mask_w": 264, "mask_h": 264}]
</instances>
